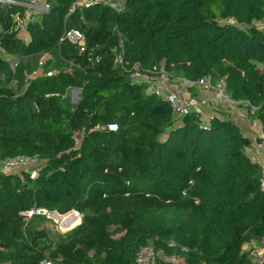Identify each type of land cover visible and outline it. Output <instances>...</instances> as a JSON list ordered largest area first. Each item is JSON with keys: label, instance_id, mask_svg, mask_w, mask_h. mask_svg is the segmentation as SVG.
<instances>
[{"label": "trees", "instance_id": "obj_1", "mask_svg": "<svg viewBox=\"0 0 264 264\" xmlns=\"http://www.w3.org/2000/svg\"><path fill=\"white\" fill-rule=\"evenodd\" d=\"M73 1L48 0L51 9L29 26L28 37L17 27L21 7L0 3V47L21 58L15 69L46 52L52 54L48 62L58 55L66 59L68 52V58L76 56V66L83 62L82 78L75 80L83 87L80 109L53 118L56 109L50 107L45 126L35 124L41 114L36 102L42 103L58 82L34 81L17 99L0 91V122L14 117L31 126L23 141L0 140V161L17 154L41 161L37 174L23 184L0 176V264H41L42 255L8 247L2 226L29 210L68 212L84 200L90 185L129 183L125 153L141 139L146 152L140 167L161 204L136 215L119 245L99 244L79 259L65 256L51 264H137L138 251L148 244L160 252L154 264H256L249 244L264 235L263 166L247 154L251 140L243 127L220 117L202 127L194 110L177 117L170 100L150 90L149 82L135 81L130 70L163 67L171 78L188 80L225 77L233 98L256 107L249 114L264 130V30L251 24L264 18V0H125L119 11L100 0L67 15ZM228 17L234 22H224ZM70 27L84 31L87 51L61 41ZM116 44L125 73L112 68L110 47ZM8 69L13 70L9 62L0 61V76ZM30 90L38 93L32 96ZM106 101L118 109V121L112 112H99ZM68 116L71 122L62 119ZM136 119L142 132L128 126ZM104 121L118 129L89 132ZM82 126L86 134L76 146L74 132ZM133 185L138 188L140 179Z\"/></svg>", "mask_w": 264, "mask_h": 264}, {"label": "rangeland", "instance_id": "obj_2", "mask_svg": "<svg viewBox=\"0 0 264 264\" xmlns=\"http://www.w3.org/2000/svg\"><path fill=\"white\" fill-rule=\"evenodd\" d=\"M107 1L119 6H123L125 2V0ZM22 35H24L23 32ZM110 48L115 57L112 68L118 73H125L122 68L118 69V64L115 62L119 53L118 44L112 45ZM70 53L72 52L67 54ZM67 54H64L66 59L59 58L61 55L54 56L53 62H48L52 54L51 56L46 55L43 65H39L38 62L43 58L44 54L32 61L24 60L17 69H8L10 71L8 75L3 74V76H0V91L14 99L28 93L29 86L34 81L49 78L48 80L58 82L55 89L45 94L42 103L36 102L41 114L35 124L40 127L47 125V121H49V117H44L46 109L55 108V116L52 115L55 118L58 113L66 114L68 109L70 112H77L83 103V87L75 81L82 78L81 68L83 62L79 63L81 66H76V56L68 58ZM8 60V53L0 47V61L9 62ZM65 78H68V80L65 81ZM135 81L137 80L135 79ZM61 84H66L64 90H60ZM30 91L32 96L34 92L38 93L35 90ZM40 104H44L43 107ZM247 108L244 105L241 110L248 113ZM98 109L99 112L106 115L112 112L110 117L115 118L116 121H118V116H121L118 113V109H115L109 101H106L105 105ZM89 117L92 118V115H89ZM62 119L65 122H71L69 116ZM108 122H99L91 127L89 132L93 130L105 132ZM84 125L88 126L87 124ZM128 126L133 129L138 126V132L143 130V123L139 119H136V123ZM82 127H80L79 131H75L74 134L83 137L86 131L85 127ZM30 128L31 126L28 122L12 117L4 123L0 122V140L17 139L23 141L28 138L31 132ZM130 133L132 132H129V135ZM81 140L82 138L76 143V146H80ZM143 144L144 140L141 139L133 143L125 153L127 156L129 155V165L127 162L128 167L126 170L128 177L126 180H130L129 183L104 188L100 186L93 188L95 185H90L88 195L84 200L74 203L71 210L65 213L56 208H43L45 212H40V209L38 211L29 210L23 212L20 219L5 225H3L4 223L1 224L4 228L5 235H3L8 238L7 246L11 247L13 245V248L17 250L40 254L44 257L43 260L52 262L61 260L65 256L79 259L86 252L93 251L99 244L106 246L119 245L120 238L127 229L128 223L136 215L147 208L161 204V201L152 191L148 179L144 178L146 171L140 167L142 154L146 152ZM151 160L152 157L146 160L145 164ZM92 162L95 161L92 159ZM35 168L36 165L32 164L8 166L0 163V176L7 177L11 181L21 184L28 179L29 175H32ZM139 179L141 185L137 188L133 183L138 182ZM54 213H60V216H56ZM3 240L5 241V237Z\"/></svg>", "mask_w": 264, "mask_h": 264}, {"label": "built area", "instance_id": "obj_3", "mask_svg": "<svg viewBox=\"0 0 264 264\" xmlns=\"http://www.w3.org/2000/svg\"><path fill=\"white\" fill-rule=\"evenodd\" d=\"M96 1L100 0H75L72 2L67 15L75 12L79 5H88ZM102 1L106 4L111 5L118 11L123 8V6L113 4L111 2H108L107 0ZM0 3L3 5L14 4L21 7V12L16 16L18 21L17 27L20 33L27 32L31 24L35 23L43 13L48 12L51 9V3L48 2V0H0ZM224 22L233 23L234 18H225ZM251 24L264 30V18L254 19ZM63 40L78 48L82 53L87 51L88 45L86 34L78 27L67 28L64 32L63 37L61 38V41ZM46 55H49V53H44L43 58H41L38 62L39 65L44 64V57ZM8 57L10 67L15 70L16 66L21 61V58L10 54H8ZM28 60L32 61V56L28 57ZM115 62L116 64H118V68H122L124 71L127 70L125 67V61L122 51L118 53V57ZM130 75L136 80H147L153 85L156 84L158 89H160L161 87H165L163 94L170 100L173 106L174 113L179 118L187 115L192 111L191 101L186 95L188 87L196 85L210 92L211 98L200 97L198 99V102L202 107H211V111H209V113L207 114L203 111L198 112L200 114V126L202 127L206 126L209 123V120L215 117L226 118L218 114V112H216V109L236 112L240 107L246 105L248 107V114L251 111L254 112L256 109V107L251 105L249 102L241 99H235L230 95V93L228 92V83L225 77H222L217 81H214L209 75H204L197 80L171 78L163 67L152 72H143L140 70V67L138 65L130 70ZM171 79H181L183 81V84L175 88L170 87L171 84L169 82L171 81ZM107 128L109 130H117L118 124L115 122L109 123ZM74 139L76 143L80 141L79 136H74ZM0 163H4L5 165L7 164L8 166H19L27 164L36 165L35 171L32 173V176H35L37 174V168L41 164V161L36 155L17 154L14 156H6L3 160L0 161ZM261 185L264 188V167ZM249 249L251 250V255L256 264H264V235L261 239L250 242ZM159 254L160 252H157L153 245H145L141 247V249L137 253V264H154ZM167 258L169 260H176L175 256H167ZM41 264H51V261L43 260Z\"/></svg>", "mask_w": 264, "mask_h": 264}, {"label": "crops", "instance_id": "obj_4", "mask_svg": "<svg viewBox=\"0 0 264 264\" xmlns=\"http://www.w3.org/2000/svg\"><path fill=\"white\" fill-rule=\"evenodd\" d=\"M24 36L28 37V32H24ZM137 81H143V80H137ZM144 81L148 82L147 80ZM149 83L151 84V89L156 90L160 94L164 93L165 87H161L160 89H158L156 84L153 85L151 82ZM169 83L171 84L170 87L175 88L177 86H181L183 84V81L181 79H171ZM186 95L187 97H189L191 101L192 110L196 112L203 111L206 114L209 113V111H211L210 106L202 107L198 102V99L200 97L211 98V93L208 92L207 90H204L194 85L188 87L186 91ZM241 109L242 107H240L239 110L236 112L216 109V112H218V114H220L221 116L235 120L243 127L246 136H248L251 140V144L246 148L247 154L253 160L259 162L264 167V130L262 128V124L258 119L252 117L250 114H248L247 112Z\"/></svg>", "mask_w": 264, "mask_h": 264}, {"label": "water", "instance_id": "obj_5", "mask_svg": "<svg viewBox=\"0 0 264 264\" xmlns=\"http://www.w3.org/2000/svg\"><path fill=\"white\" fill-rule=\"evenodd\" d=\"M131 78H132V77H131L130 75L127 76V79H128V80H131ZM40 212H45V209H43V208L40 209ZM54 214H55L56 216H60V213H54Z\"/></svg>", "mask_w": 264, "mask_h": 264}]
</instances>
